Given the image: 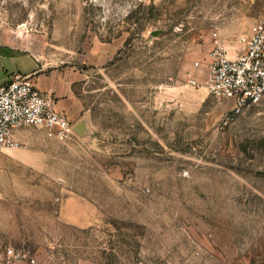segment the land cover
Wrapping results in <instances>:
<instances>
[{"label":"rangeland","instance_id":"rangeland-1","mask_svg":"<svg viewBox=\"0 0 264 264\" xmlns=\"http://www.w3.org/2000/svg\"><path fill=\"white\" fill-rule=\"evenodd\" d=\"M263 17L264 0H0V45L39 59L81 127L0 150L3 263L264 264V99L225 123L233 102L202 84L215 33L234 54Z\"/></svg>","mask_w":264,"mask_h":264},{"label":"built area","instance_id":"built-area-1","mask_svg":"<svg viewBox=\"0 0 264 264\" xmlns=\"http://www.w3.org/2000/svg\"><path fill=\"white\" fill-rule=\"evenodd\" d=\"M238 43L240 48L229 54L215 33L210 72L202 82L210 93L233 102L224 116L225 123L264 99V17L253 23ZM20 127H42L60 140L71 139L78 132L72 120L36 85L32 74L23 73L0 85V150L22 146L15 134ZM7 255L5 264H18L21 259L12 249ZM0 264H4L1 256Z\"/></svg>","mask_w":264,"mask_h":264},{"label":"crops","instance_id":"crops-1","mask_svg":"<svg viewBox=\"0 0 264 264\" xmlns=\"http://www.w3.org/2000/svg\"><path fill=\"white\" fill-rule=\"evenodd\" d=\"M240 45H236V49H239ZM29 56L28 61L22 60L23 56ZM14 59V60H13ZM16 61V64H12ZM17 73L23 74H32L33 79L36 85L45 92L53 101L54 107L64 112L70 119L73 114L76 112L77 99L74 95H69L68 98H62L63 94L61 93L60 81L55 78H51L47 72L44 71V68L41 67L39 59L28 51H19L10 46L0 45V85L4 84L13 79L14 75ZM76 129L79 124L75 123ZM20 139L19 137H17ZM20 153V152H18ZM70 199V198H68ZM76 200L79 205L87 210V214H84V211H80V215L84 216L81 219L78 217L79 225H87L95 223L99 218V209L97 206L89 201H82L78 198L70 199ZM67 202V201H66ZM67 219V218H66ZM87 219V220H86ZM85 220V222L83 221ZM71 223V222H70ZM74 224V223H73ZM80 264H103L100 261L92 259H82Z\"/></svg>","mask_w":264,"mask_h":264},{"label":"water","instance_id":"water-1","mask_svg":"<svg viewBox=\"0 0 264 264\" xmlns=\"http://www.w3.org/2000/svg\"><path fill=\"white\" fill-rule=\"evenodd\" d=\"M80 128H81L80 125H78V127H77V131H80Z\"/></svg>","mask_w":264,"mask_h":264}]
</instances>
